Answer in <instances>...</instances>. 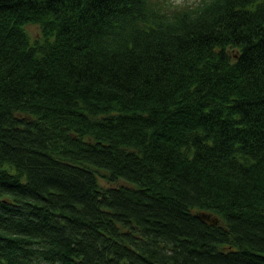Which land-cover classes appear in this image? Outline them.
I'll use <instances>...</instances> for the list:
<instances>
[{
    "label": "trees",
    "instance_id": "16d2710c",
    "mask_svg": "<svg viewBox=\"0 0 264 264\" xmlns=\"http://www.w3.org/2000/svg\"><path fill=\"white\" fill-rule=\"evenodd\" d=\"M0 264H264V0H0Z\"/></svg>",
    "mask_w": 264,
    "mask_h": 264
},
{
    "label": "rangeland",
    "instance_id": "374dc122",
    "mask_svg": "<svg viewBox=\"0 0 264 264\" xmlns=\"http://www.w3.org/2000/svg\"><path fill=\"white\" fill-rule=\"evenodd\" d=\"M197 1L198 0H165V2L169 3L170 7L194 5ZM25 28L31 36L36 37L39 33V28L37 27V25L27 24Z\"/></svg>",
    "mask_w": 264,
    "mask_h": 264
},
{
    "label": "water",
    "instance_id": "95a60500",
    "mask_svg": "<svg viewBox=\"0 0 264 264\" xmlns=\"http://www.w3.org/2000/svg\"><path fill=\"white\" fill-rule=\"evenodd\" d=\"M198 216L202 219L209 221L211 224H216V220L212 218L209 214H206L205 212H199Z\"/></svg>",
    "mask_w": 264,
    "mask_h": 264
}]
</instances>
